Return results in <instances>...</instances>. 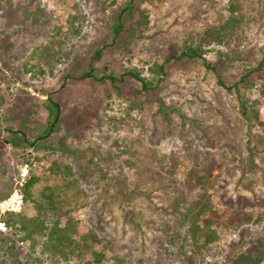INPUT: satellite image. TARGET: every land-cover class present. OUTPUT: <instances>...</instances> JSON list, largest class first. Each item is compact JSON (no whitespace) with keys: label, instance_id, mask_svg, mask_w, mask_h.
Returning a JSON list of instances; mask_svg holds the SVG:
<instances>
[{"label":"rangeland","instance_id":"1","mask_svg":"<svg viewBox=\"0 0 264 264\" xmlns=\"http://www.w3.org/2000/svg\"><path fill=\"white\" fill-rule=\"evenodd\" d=\"M128 1L0 0V216L14 206L33 215L26 182L18 183L22 168L49 164L30 169L27 181L50 174L60 159L72 165L70 187L79 193L73 238L95 229L103 238L97 250L105 251L100 262L93 252H71L75 245L54 254L5 229L0 264H179L183 178L197 155L222 160L209 189L214 209L264 208V67L249 76L251 84L239 83L262 123L240 115L234 88L264 57V0H135L133 19L114 40V15ZM234 2L241 23L224 42L203 43V58H176L202 42L206 28L223 24ZM143 10L149 23L130 38ZM105 42L96 73H112L115 83L69 76L85 70ZM155 63L163 74L151 71ZM128 70L156 77L157 87L143 90L123 76ZM48 98L60 105L57 125L48 121ZM7 126L26 132L28 143L9 142ZM172 155L180 160L174 175L163 167ZM17 191L18 203L3 205ZM212 248L198 264H250L251 250L264 254V224L221 229Z\"/></svg>","mask_w":264,"mask_h":264},{"label":"trees","instance_id":"2","mask_svg":"<svg viewBox=\"0 0 264 264\" xmlns=\"http://www.w3.org/2000/svg\"><path fill=\"white\" fill-rule=\"evenodd\" d=\"M135 0H129L119 11L114 15L112 22V30L114 40L125 28L126 19H133L136 10ZM75 5L77 2H74ZM236 8H239L237 3L231 4L233 13L229 18L219 27H208L201 35V41L196 46L188 44L185 50L176 58L187 57L193 59L195 57H204L205 48L203 43H211L213 41L224 42L225 39L233 32L239 23L240 18L235 14ZM240 9V8H239ZM143 20L136 22V28L131 27L129 33L130 38L138 31H142V25L147 26L149 23V16L146 11H142ZM106 42L104 45L95 48L91 54L88 67L80 73L70 74L75 79L91 78L94 81H105L108 79L115 83L116 77L112 73L106 71L100 76L96 71L97 65L104 56L107 47ZM47 48H45L46 50ZM44 50V52H45ZM43 52V50H42ZM47 57L48 52L44 53ZM50 57V56H49ZM47 57V58H49ZM50 59V58H49ZM52 59V58H51ZM48 62V60H47ZM264 67V57L257 63L255 67L247 68L246 75L235 84V90L240 99V115L247 119H254L260 123L258 114L251 110L248 101L245 99L243 92H241L240 84L249 85L252 83L249 76L255 71ZM42 70L43 68L40 67ZM151 71L155 75L164 73V65L154 64ZM129 75L131 78L138 80L142 83V89L145 91L154 90L155 78L149 79L144 76L139 70H128L123 76ZM160 80H162L160 78ZM220 83L228 90L232 87L222 80ZM240 83V84H239ZM50 99V98H48ZM50 104L47 109L49 111V118L54 117V121H50L51 126L55 125L59 120L61 112L59 103L50 99ZM43 104L45 103L42 102ZM2 101L0 100V105ZM57 110V113H54ZM57 125V124H56ZM7 135L9 142L14 146L18 144L17 139L27 142L26 132L14 130L12 127L7 126ZM14 137V140H13ZM28 143V142H27ZM33 143V142H32ZM198 156V155H197ZM195 157L193 164L187 170L183 178V188L181 194L185 199V206L178 212L182 216V224L184 232V241L179 251V264H198L201 257H206L213 253L212 243L218 238L219 231H237L245 225H262L264 224V208L259 210H247L244 208H236L231 205L219 211L213 207V194L210 192L211 180L217 168L222 166V160L214 157H204L201 159L199 156ZM169 163H164L163 167L171 174H176L179 168L180 160L178 157L172 155ZM72 177V178H71ZM54 182H51V179ZM76 180L71 164H65L60 159L55 160L50 168V174L44 176L31 175L26 181L24 188V196L26 199L33 203L35 213L31 216L24 214L19 207L6 208L3 210L4 215L0 216L1 232L10 230L20 237V241H30L32 246L43 242V246L54 254H64L65 250L71 245H75L71 252L77 250L80 254H87L88 252L94 253V259L98 262L102 261L105 256V251L97 250V246L103 243V238L98 234L97 230L89 229L78 240L73 238L76 230V221L74 218V201L79 195L76 190H71L70 185ZM184 191V192H183ZM12 195V194H11ZM189 196V197H188ZM191 197V198H190ZM10 198H3V205L8 204ZM166 236L174 237L170 232H165ZM179 234V233H178ZM11 248H18L14 244H10ZM20 250L11 252L16 257L19 255ZM250 264H259L264 261V254H258L251 250L248 256ZM91 264V261L85 262Z\"/></svg>","mask_w":264,"mask_h":264},{"label":"built area","instance_id":"3","mask_svg":"<svg viewBox=\"0 0 264 264\" xmlns=\"http://www.w3.org/2000/svg\"><path fill=\"white\" fill-rule=\"evenodd\" d=\"M31 165L29 163H26L24 165V167L22 168V172H21V179L20 182H18L21 186L24 185V183L26 182V177L29 175V171L30 169H37L40 168L41 170L44 169H48L49 168V164L47 162L43 161H31L30 162ZM17 190V189H16ZM18 191L15 192V194L13 195V197L10 198V202L8 203L9 206H13L15 204L18 203Z\"/></svg>","mask_w":264,"mask_h":264}]
</instances>
